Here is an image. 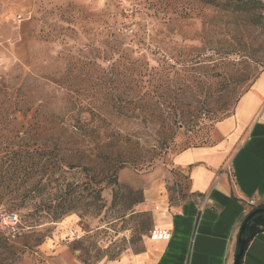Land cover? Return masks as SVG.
Segmentation results:
<instances>
[{
  "label": "rangeland",
  "instance_id": "374dc122",
  "mask_svg": "<svg viewBox=\"0 0 264 264\" xmlns=\"http://www.w3.org/2000/svg\"><path fill=\"white\" fill-rule=\"evenodd\" d=\"M258 1L0 0V264L147 255L158 218L194 199L177 158H219L225 113L264 75Z\"/></svg>",
  "mask_w": 264,
  "mask_h": 264
},
{
  "label": "crops",
  "instance_id": "0c3cea01",
  "mask_svg": "<svg viewBox=\"0 0 264 264\" xmlns=\"http://www.w3.org/2000/svg\"><path fill=\"white\" fill-rule=\"evenodd\" d=\"M218 130L227 136L216 149L219 158L202 160L204 150L177 158L179 166H195L194 199L158 218L155 231H169L172 238L152 240L147 255L133 262L124 258L110 264L235 263L243 221L264 206V75ZM241 264H264V230L249 243Z\"/></svg>",
  "mask_w": 264,
  "mask_h": 264
},
{
  "label": "trees",
  "instance_id": "16d2710c",
  "mask_svg": "<svg viewBox=\"0 0 264 264\" xmlns=\"http://www.w3.org/2000/svg\"><path fill=\"white\" fill-rule=\"evenodd\" d=\"M199 1L203 2L204 4L210 7H214V8L219 7L222 9L233 8L238 11H246L250 8L254 9L257 6V2H259L258 0H225V3L222 5L220 2L221 0H199ZM233 114L234 113H231V114L225 113V116L223 119H227L231 117ZM191 168L192 166L189 167V169ZM108 182L113 183L114 185H117L116 174L114 176L109 177ZM69 204L70 205L62 206L60 209L38 211L37 212L38 220H42V221L43 220H53L52 222L61 220L64 216L73 212L72 204L71 203ZM258 208H264V206H260ZM263 230H264V213H261L252 218V220L249 222L245 230V233L243 235V239L245 240V250L247 246L249 245V243L252 241V239L256 235H258L260 232H262ZM241 262H242V259H241Z\"/></svg>",
  "mask_w": 264,
  "mask_h": 264
},
{
  "label": "water",
  "instance_id": "95a60500",
  "mask_svg": "<svg viewBox=\"0 0 264 264\" xmlns=\"http://www.w3.org/2000/svg\"><path fill=\"white\" fill-rule=\"evenodd\" d=\"M264 213V208H258L254 211H252L246 219L243 221L242 226L240 228L239 233V239H238V246L236 250V256H235V263L234 264H241V259L243 257L244 251H245V240L243 239V235L245 233V230L249 224V222L252 220V218L258 214Z\"/></svg>",
  "mask_w": 264,
  "mask_h": 264
},
{
  "label": "built area",
  "instance_id": "2783aa9c",
  "mask_svg": "<svg viewBox=\"0 0 264 264\" xmlns=\"http://www.w3.org/2000/svg\"><path fill=\"white\" fill-rule=\"evenodd\" d=\"M252 204H254L252 202ZM5 224L9 228H15L18 226V218L16 215H8L5 219ZM172 238V234L169 231H154L152 235V240L154 241H166Z\"/></svg>",
  "mask_w": 264,
  "mask_h": 264
}]
</instances>
